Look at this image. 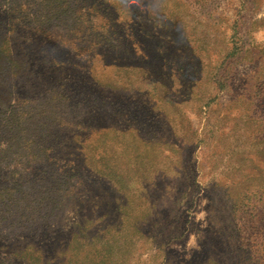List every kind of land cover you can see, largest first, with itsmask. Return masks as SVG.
<instances>
[{"label":"rangeland","instance_id":"obj_1","mask_svg":"<svg viewBox=\"0 0 264 264\" xmlns=\"http://www.w3.org/2000/svg\"><path fill=\"white\" fill-rule=\"evenodd\" d=\"M0 264H264V0H0Z\"/></svg>","mask_w":264,"mask_h":264}]
</instances>
